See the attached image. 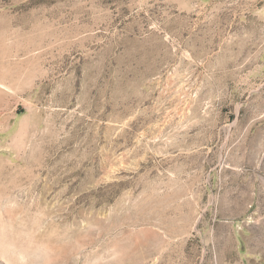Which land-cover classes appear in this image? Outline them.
I'll return each mask as SVG.
<instances>
[{
	"label": "rangeland",
	"instance_id": "rangeland-1",
	"mask_svg": "<svg viewBox=\"0 0 264 264\" xmlns=\"http://www.w3.org/2000/svg\"><path fill=\"white\" fill-rule=\"evenodd\" d=\"M0 264H264V0H0Z\"/></svg>",
	"mask_w": 264,
	"mask_h": 264
}]
</instances>
